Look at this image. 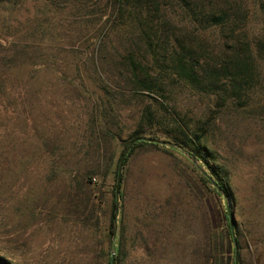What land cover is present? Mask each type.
Instances as JSON below:
<instances>
[{
	"label": "rangeland",
	"instance_id": "obj_1",
	"mask_svg": "<svg viewBox=\"0 0 264 264\" xmlns=\"http://www.w3.org/2000/svg\"><path fill=\"white\" fill-rule=\"evenodd\" d=\"M196 1L237 11L241 27L202 28L176 0H151V15L158 18L159 5L199 34L196 44L215 50L226 41L248 43L256 82L244 101L216 106L214 96L161 72L165 105L192 125L199 121L209 162L228 178L231 197L212 193L200 177L206 166L180 149L135 148L121 169L117 264H204L207 237L219 244L223 211L229 226L228 213L233 216L238 264H264V55L256 49L264 31V0ZM111 6L112 0H0V38L11 40V52L19 54L8 82L0 78V256L8 262L0 264H100V248L116 246L118 230L109 242L104 235L112 189L124 145L149 100L109 80L112 55L144 54V42L124 25L130 13L114 23ZM162 38L156 43L166 48ZM101 76L111 83L103 118L115 138L103 136L95 121L92 94ZM167 115L158 112L162 127ZM88 174L92 184L85 186L80 176ZM231 255L234 259L235 248Z\"/></svg>",
	"mask_w": 264,
	"mask_h": 264
},
{
	"label": "trees",
	"instance_id": "obj_2",
	"mask_svg": "<svg viewBox=\"0 0 264 264\" xmlns=\"http://www.w3.org/2000/svg\"><path fill=\"white\" fill-rule=\"evenodd\" d=\"M176 2L185 11L190 21L197 23L202 28L232 24L231 30L234 31L236 28L241 27L243 19L238 12L234 11L232 13L219 3L208 5L200 3V1L194 2V0H176ZM150 3L151 0H112V10L109 18L114 23L119 20L121 23L123 13L126 11L130 13L129 21L124 25L129 26L133 34L136 31L139 40L144 42V54L141 57H137L133 51H127L128 53L125 55L119 54L110 57L112 69L108 74L110 75L109 80L111 78L114 83H122L124 88L133 87L137 91L135 93L137 98L145 96L149 100V103L141 108L138 122L131 133L128 144L138 136H146L169 140L182 146L190 156L195 157L197 161L206 166L207 172L200 174V177L210 187L212 193H215L219 198L221 196L231 197V190L227 182L228 178L220 174L217 164L213 165L209 162L212 156L206 148L204 128L199 125V121L192 125L186 118L180 116L176 107L167 108V104L165 105L167 103L165 97L167 84L161 76V72L167 74L165 78L180 80L198 93L214 96L217 99L216 106L225 105L228 101L242 102L246 95L245 92L256 82V67L252 59L251 48L248 43L244 44L242 41L236 44V40H234V43L226 41V47L222 50L210 48L203 42H201L202 44H196L195 38L199 34L191 32L186 25L178 24L172 16L160 11L159 5H157L159 15L158 18H155L151 15ZM261 6L263 8V2ZM155 21L156 24H154ZM44 23L50 24L47 20ZM43 26L46 33H52V27L49 29L50 25L43 24ZM243 33L239 32V36H245ZM163 35L166 37L163 41L167 45L166 48L161 46L160 43H156V40L160 42L163 39ZM232 38H235V34ZM10 45L11 40L7 37L0 38V78L3 83L8 82L9 75L18 66L15 62L19 54L11 52ZM256 49L260 55H264V31L256 44ZM167 51V56H162L163 52ZM103 60L104 63H107L105 58ZM159 61L163 62V65L158 64ZM110 84L108 77H99L98 91H94L92 95L95 102L96 123L99 124L103 136L115 138L110 124L107 123L108 120L103 118L106 109L105 100H108V96L111 95L107 88V85ZM158 98L162 100L161 103ZM153 103L157 104L158 108L153 110L151 108ZM160 110L168 114L167 127H162L164 125L163 120L158 116ZM158 134H162L164 137L161 138ZM127 145H124V149ZM160 145L159 143L146 141L135 142L126 155L123 164L135 148L142 146L157 148ZM71 175L74 180L79 178L74 173ZM80 177L85 186L92 184L93 177L91 174ZM213 181L221 186L223 192L216 188ZM122 195V191L119 190L116 196L115 187H113L108 228L104 233L109 242L117 230L119 231L114 248L115 264L119 262L122 253L123 220L121 219L122 207L119 204V201L123 199ZM118 216L119 224H117ZM222 219L223 229L220 233L219 244L213 241L211 237H207L204 247V264H234L231 255L234 251V244L232 237L230 238V226L225 211L222 212ZM95 221L98 224L97 218ZM110 251L109 245L100 248L98 251L100 264H110ZM0 261L8 263L1 256Z\"/></svg>",
	"mask_w": 264,
	"mask_h": 264
},
{
	"label": "water",
	"instance_id": "obj_3",
	"mask_svg": "<svg viewBox=\"0 0 264 264\" xmlns=\"http://www.w3.org/2000/svg\"><path fill=\"white\" fill-rule=\"evenodd\" d=\"M137 141H146V142H154V143H159L165 146H171L177 149H180L182 152H184L187 156H189L191 158V160L196 164L197 160L195 157L190 156L187 151L180 145L173 143L169 140H165V139H158V138H153V137H146V136H138L135 139H133L124 149V151L121 154V157L119 159V163H118V169H117V183H116V187H115V193L116 196L119 193V183H120V179H121V169L123 166V162L124 159L126 157V155L128 154L130 148L132 147V145L137 142ZM213 184L216 186V188L220 191H222L221 186H219L215 181H213ZM228 217H229V222H230V227H231V233H232V240H233V244H234V248H235V255H234V264H238V242H237V238L233 233L234 230V222H233V216L228 213ZM111 262L110 264H115V251L111 250Z\"/></svg>",
	"mask_w": 264,
	"mask_h": 264
}]
</instances>
